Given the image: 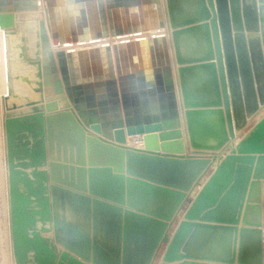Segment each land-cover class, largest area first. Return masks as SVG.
I'll return each mask as SVG.
<instances>
[{
  "label": "water",
  "instance_id": "95a60500",
  "mask_svg": "<svg viewBox=\"0 0 264 264\" xmlns=\"http://www.w3.org/2000/svg\"><path fill=\"white\" fill-rule=\"evenodd\" d=\"M0 30L14 264H264V0H0Z\"/></svg>",
  "mask_w": 264,
  "mask_h": 264
},
{
  "label": "bare ground",
  "instance_id": "6f19581e",
  "mask_svg": "<svg viewBox=\"0 0 264 264\" xmlns=\"http://www.w3.org/2000/svg\"><path fill=\"white\" fill-rule=\"evenodd\" d=\"M154 33L151 32V31H145V32L138 33L136 36H141V37L142 36H146V37L148 36L149 37V36H152ZM1 36H2V47H3V55H2V57H3L2 61L3 62L1 64V68H3V69H1V70H2V72L4 71V75H5V90L0 95V122H2V118H1L2 111L4 113L3 106H2V96H4L6 94L5 47H4V38H3V32L2 31H1ZM136 36L135 35H124V36H120V37H109V38H107L105 40H98V41H95V42L81 44V45L73 44L71 46H68L67 48H79V47L88 48V47H92V46H95V45L103 44V43H105L107 41L110 42V43H113L114 41L132 39V38H134ZM1 127H2V123H0V132H1ZM128 138H129V140L127 139V141L130 142L131 137H128ZM2 151L3 150L0 149V188H1V192L3 193V214H4L3 215V220H4V224H5V227H4V240H3L4 245H5V248H4V262H5V264H11V260L12 259H11V245H10V237H9L8 206H7V201H6V196H5V187H4L5 183H6L5 182L6 181V175H5V172H4L5 168H4V166H2V160H1L2 159L1 155L3 154Z\"/></svg>",
  "mask_w": 264,
  "mask_h": 264
},
{
  "label": "rangeland",
  "instance_id": "374dc122",
  "mask_svg": "<svg viewBox=\"0 0 264 264\" xmlns=\"http://www.w3.org/2000/svg\"><path fill=\"white\" fill-rule=\"evenodd\" d=\"M2 55H3V47H2V38H1V34H0V70L3 69L1 68V64H2ZM5 90V75H4V71L2 72V70L0 71V95L1 93ZM2 121H3V111H2ZM2 123V122H0ZM0 149H2L3 151V154L1 155L2 157V166H4L5 168V175H6V167H5V160H4V139H3V129L1 127V132H0ZM5 196H6V201H7V179L5 181ZM7 206H8V201H7ZM3 193L1 192V188H0V264H5L4 262V248H5V245H4V227H5V224H4V220H3ZM2 240V241H1ZM3 257V258H2ZM11 264H14L13 263V258H12V254H11ZM4 263H3V262Z\"/></svg>",
  "mask_w": 264,
  "mask_h": 264
},
{
  "label": "built area",
  "instance_id": "2783aa9c",
  "mask_svg": "<svg viewBox=\"0 0 264 264\" xmlns=\"http://www.w3.org/2000/svg\"><path fill=\"white\" fill-rule=\"evenodd\" d=\"M128 144L134 147H143V138L141 135L132 136Z\"/></svg>",
  "mask_w": 264,
  "mask_h": 264
},
{
  "label": "crops",
  "instance_id": "0c3cea01",
  "mask_svg": "<svg viewBox=\"0 0 264 264\" xmlns=\"http://www.w3.org/2000/svg\"><path fill=\"white\" fill-rule=\"evenodd\" d=\"M0 34H1V31H0ZM1 38H2V36H1ZM111 39V38H110ZM109 40V39H108ZM128 140H129V138H128Z\"/></svg>",
  "mask_w": 264,
  "mask_h": 264
}]
</instances>
